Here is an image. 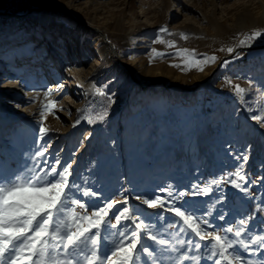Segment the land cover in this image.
Here are the masks:
<instances>
[{
	"label": "rangeland",
	"instance_id": "374dc122",
	"mask_svg": "<svg viewBox=\"0 0 264 264\" xmlns=\"http://www.w3.org/2000/svg\"><path fill=\"white\" fill-rule=\"evenodd\" d=\"M76 20L91 24L86 33ZM161 27L167 32H159ZM93 28L104 33L141 84L159 78L164 84H134L119 63L111 65L109 47ZM254 30L264 32V0H0V175L30 165L29 157L45 144L50 161L59 155L62 163L73 162L71 179L87 181L108 198L128 196L130 206L153 220L160 210L147 209L134 197L169 199L160 191L167 188L174 196L188 193L178 202L198 214L211 211L206 218L216 230L250 214L249 234H264V180L248 186L249 196L228 183L192 195L198 191L193 184L203 188L232 172L245 153L249 179L264 177V125L252 119L264 115V49L239 50V58L219 51L238 48ZM157 37L174 41L175 48L154 42ZM263 44L261 36L251 46ZM153 48L165 57L152 58ZM177 48L194 49L198 58L215 55L217 61L203 72L182 71V64L172 66L181 63ZM76 66L88 72L80 75L83 83L75 80ZM226 77L248 89L243 101ZM57 83L65 87L48 98L55 102L54 114L45 111L42 118L43 92ZM105 110L103 121L88 122ZM41 119L49 129L42 141ZM221 214L225 220L217 218ZM163 216L155 220L161 234L178 232L168 227L172 213ZM177 223L182 225L178 218ZM243 255L264 260L259 252Z\"/></svg>",
	"mask_w": 264,
	"mask_h": 264
},
{
	"label": "snow or ice",
	"instance_id": "6c2138e0",
	"mask_svg": "<svg viewBox=\"0 0 264 264\" xmlns=\"http://www.w3.org/2000/svg\"><path fill=\"white\" fill-rule=\"evenodd\" d=\"M159 32L166 33L167 29L161 27ZM179 35L181 39H188L184 32ZM261 36H264L261 30L246 33L236 47H249ZM154 42L175 48V42L171 40L157 37ZM219 51L239 58L234 47ZM151 52L152 58H164L166 55L155 48ZM175 56L181 63L172 66L181 67L182 64V71L194 68L203 72L205 67L217 61L215 55L200 54L202 58H198L195 50L188 48H177ZM229 62L224 60L223 64ZM225 84L241 101L244 100L248 89L233 84L227 77ZM63 87L62 83H57L55 89L48 87L43 92L47 103L41 101L42 118L45 111L54 114L55 102L48 98L54 90L59 91ZM95 92L105 95L100 88ZM39 95L37 93V97ZM35 99L33 97V101ZM106 116L107 110L97 114L95 119L89 118L88 122L103 121ZM252 119L264 125V115H253ZM79 123L78 118L75 124ZM39 131L42 141L49 132L43 126V119ZM47 153L48 146L40 144L29 157L30 165L26 164L11 176L0 175V264H165L166 260L170 264H183L185 261L200 264L205 259L212 264H264V260L254 261L243 255H256L257 252L264 255V234H249L250 214L216 230L206 218L212 215L211 211L201 215L178 202L188 194L185 191L174 196L169 189L161 188L160 191L167 192L169 199L160 195H136L134 199L147 209L160 210L155 212V220L165 219L164 212L172 213L173 220L168 227H178L179 231L164 235L152 217L130 206L128 196L108 198L89 186L87 181L78 183L71 179L73 162L62 163L59 155L50 161ZM237 159L242 163H238L232 172L211 179L203 188L193 184V189L198 191L192 195H207L214 190L213 185L218 188L221 183H228L249 196L248 186L260 183L264 177L250 180L244 171L248 155L245 153ZM177 218L182 225L177 223ZM217 218L225 220V215ZM177 252L180 255L173 260L172 256Z\"/></svg>",
	"mask_w": 264,
	"mask_h": 264
},
{
	"label": "water",
	"instance_id": "95a60500",
	"mask_svg": "<svg viewBox=\"0 0 264 264\" xmlns=\"http://www.w3.org/2000/svg\"><path fill=\"white\" fill-rule=\"evenodd\" d=\"M46 8H47V7H43V9H46ZM48 9H54V10H56V9H59V8H56V7H55V8H48ZM60 10H61V9H60ZM64 13H65V12H64ZM65 14H66V13H65ZM76 21L79 22V23H82L80 20H76ZM92 31L96 32V33L102 38L103 42L109 47L110 52L113 53V54L116 56V58L120 61V65H121L122 68L127 72L129 78L131 79V81H132L134 84H136V85H138V86H140V87H143V88L148 87V86H150V85H154V84H164L162 80H156V81L148 82V83H146L145 85H144V84H141V83L136 79V77H135V75H134V72H133V70L130 68V66H128L125 62H122V61L120 60V58H119V56L117 55V53H116L115 49L113 48L112 44L106 39V36L104 35V33H103L101 30L97 29V28H93ZM248 49H264V44H263V45H257V46H249V47H238V48L235 49V53H236L237 51H239V50H248ZM232 55H233V54L229 55L228 57H230V56H232ZM214 70H215V69H214ZM214 70L211 71V73L208 75V77H207L206 79H208V78L211 76V74L214 72ZM202 82H204V80H200V81H198V82L196 83L195 86H197L199 83H202ZM195 86H194V87H195ZM165 87H169V86H165ZM194 87H191V88H184V89H185L186 91H191V90L194 89Z\"/></svg>",
	"mask_w": 264,
	"mask_h": 264
},
{
	"label": "bare ground",
	"instance_id": "6f19581e",
	"mask_svg": "<svg viewBox=\"0 0 264 264\" xmlns=\"http://www.w3.org/2000/svg\"><path fill=\"white\" fill-rule=\"evenodd\" d=\"M69 16H71V17H73V18H77V16L75 15V14H73V13H69ZM82 24L83 25H80L81 26V28H82V30H83V32L84 33H86L87 31H88V27H90L91 26V24L90 23H88L87 25H85L83 22H82ZM85 25V26H84ZM22 38V37H21ZM46 38V37H45ZM102 39V38H101ZM103 41V40H102ZM18 43V42H17ZM34 44V43H33ZM19 46V45H18ZM31 46H32V44L31 43H29V45L27 46V50L29 51L28 53L31 55V54H33V52H32V50L30 51L29 49L31 48ZM53 50L51 49L49 52H52ZM118 55V54H117ZM110 63H111V65H113V66H115V65H118V63L120 64V61L116 58V56L113 54V53H111V59H110ZM44 67H46V66H44ZM75 70H77V71H75L76 73V76H75V80H76V82H79V83H83L84 81L83 80H81V77H80V75H85V74H87L88 72L87 71H81V69H78V66H76V69ZM79 70V71H78ZM91 74V73H90ZM159 80H160V78H159ZM74 81V80H73ZM74 83V82H73ZM76 86V85H75ZM65 87V86H64ZM64 90H66V88L64 89ZM63 90V91H64Z\"/></svg>",
	"mask_w": 264,
	"mask_h": 264
},
{
	"label": "trees",
	"instance_id": "16d2710c",
	"mask_svg": "<svg viewBox=\"0 0 264 264\" xmlns=\"http://www.w3.org/2000/svg\"><path fill=\"white\" fill-rule=\"evenodd\" d=\"M27 10V9H26Z\"/></svg>",
	"mask_w": 264,
	"mask_h": 264
}]
</instances>
